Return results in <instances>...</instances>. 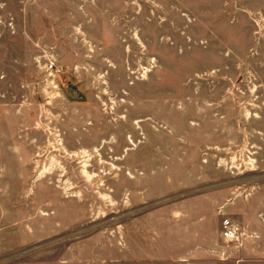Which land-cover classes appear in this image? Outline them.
Wrapping results in <instances>:
<instances>
[{"label":"rangeland","instance_id":"rangeland-1","mask_svg":"<svg viewBox=\"0 0 264 264\" xmlns=\"http://www.w3.org/2000/svg\"><path fill=\"white\" fill-rule=\"evenodd\" d=\"M223 1L4 6L0 264L191 196L264 213V27Z\"/></svg>","mask_w":264,"mask_h":264},{"label":"crops","instance_id":"crops-1","mask_svg":"<svg viewBox=\"0 0 264 264\" xmlns=\"http://www.w3.org/2000/svg\"><path fill=\"white\" fill-rule=\"evenodd\" d=\"M10 1L21 12L28 10L27 0H0V29L15 27L16 13L10 11L8 19L1 18ZM221 11L232 15L228 23L233 27L242 13L247 14L254 44L263 43L255 34L264 27V0H252L246 6L240 0H224ZM176 200L183 201L184 208L171 204L160 212L151 205L145 212H126L116 231L119 236L107 228L94 230L64 244L41 246L39 254L28 251L27 259L8 264H264V230L257 232V224L264 228V213L251 211V197H235L231 208L230 201L222 203L204 196ZM219 207L234 213L243 228L235 244L223 236ZM258 239L262 246L257 245Z\"/></svg>","mask_w":264,"mask_h":264},{"label":"built area","instance_id":"built-area-1","mask_svg":"<svg viewBox=\"0 0 264 264\" xmlns=\"http://www.w3.org/2000/svg\"><path fill=\"white\" fill-rule=\"evenodd\" d=\"M48 69L51 71H54L55 69H57L56 62L53 60L49 61ZM222 232H223V236L225 240H228V241L239 239L242 235L239 224L236 221L228 217L223 220Z\"/></svg>","mask_w":264,"mask_h":264}]
</instances>
